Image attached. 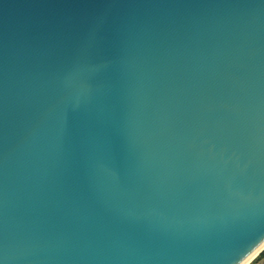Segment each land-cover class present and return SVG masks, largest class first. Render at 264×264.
I'll list each match as a JSON object with an SVG mask.
<instances>
[{
	"label": "water",
	"instance_id": "water-1",
	"mask_svg": "<svg viewBox=\"0 0 264 264\" xmlns=\"http://www.w3.org/2000/svg\"><path fill=\"white\" fill-rule=\"evenodd\" d=\"M263 250L264 0H0V264Z\"/></svg>",
	"mask_w": 264,
	"mask_h": 264
},
{
	"label": "trees",
	"instance_id": "trees-1",
	"mask_svg": "<svg viewBox=\"0 0 264 264\" xmlns=\"http://www.w3.org/2000/svg\"><path fill=\"white\" fill-rule=\"evenodd\" d=\"M264 256V250L256 256L250 264H258L259 260Z\"/></svg>",
	"mask_w": 264,
	"mask_h": 264
},
{
	"label": "rangeland",
	"instance_id": "rangeland-1",
	"mask_svg": "<svg viewBox=\"0 0 264 264\" xmlns=\"http://www.w3.org/2000/svg\"><path fill=\"white\" fill-rule=\"evenodd\" d=\"M252 262V261H251ZM251 262H249L248 264H250Z\"/></svg>",
	"mask_w": 264,
	"mask_h": 264
}]
</instances>
